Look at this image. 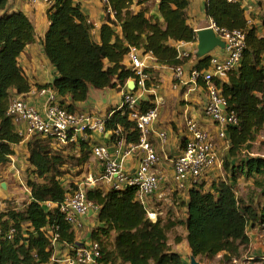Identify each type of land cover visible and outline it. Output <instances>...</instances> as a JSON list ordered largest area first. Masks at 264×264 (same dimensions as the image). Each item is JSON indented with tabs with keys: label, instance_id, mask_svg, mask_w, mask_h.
I'll list each match as a JSON object with an SVG mask.
<instances>
[{
	"label": "trees",
	"instance_id": "obj_1",
	"mask_svg": "<svg viewBox=\"0 0 264 264\" xmlns=\"http://www.w3.org/2000/svg\"><path fill=\"white\" fill-rule=\"evenodd\" d=\"M9 1L0 0V165L3 166L11 163L15 147L25 141L7 113L13 97L28 94L33 88L19 60L36 40L31 19L22 11L8 12ZM148 1L138 0L137 4ZM133 5L134 0H108V6L104 7L106 23L99 30L98 41L93 35L95 26L82 4L75 0H53L47 9L50 26L43 41V54L58 77L40 89L51 90L62 108L77 113L78 105L89 100L92 89H116L133 78L129 64L125 63L132 48L152 54L161 66L184 67L197 59L196 54L180 58L178 49L171 44L198 42L197 32L189 24L190 0H160L159 13L151 16L145 9L135 12ZM205 14L220 29L246 33L240 66L227 80L214 81L226 100L227 111L235 112L239 120L237 126L226 127L229 149L223 160L225 179L207 189L203 177L189 188V199L181 204L186 217L175 222L162 217L152 222L146 208L137 201L135 189L115 191L103 185L87 188V199L100 207L87 235L100 244L105 264H188L169 242L170 233L177 227L187 231L185 239L191 254L200 263L214 261L220 255L224 264L232 263L250 247L248 228L264 227V158L244 156L264 129V36L250 25L243 0L239 3L207 0ZM212 56L213 53L197 60L192 69L208 70ZM198 85L206 88L202 80ZM151 101L148 96L141 102L142 113L153 108ZM111 113L107 121V132L112 133L110 140H116L114 131L120 127L127 143H139L140 134L129 115L118 108ZM93 146L88 141L60 146L52 138L39 135L28 140L31 177L27 187L31 194L23 208H9L0 213V264H50L55 253L52 231L56 228L62 252L82 238L65 221L59 205L79 189L64 168L69 165L88 172ZM240 177L254 181L257 196L239 198ZM48 203L55 207L49 208ZM182 240L178 237L176 241Z\"/></svg>",
	"mask_w": 264,
	"mask_h": 264
},
{
	"label": "built area",
	"instance_id": "obj_2",
	"mask_svg": "<svg viewBox=\"0 0 264 264\" xmlns=\"http://www.w3.org/2000/svg\"><path fill=\"white\" fill-rule=\"evenodd\" d=\"M75 1L79 4H87L93 0ZM227 1L239 3L242 0ZM32 2L49 6L53 0H32ZM102 2L108 6V0H102ZM108 13L114 15L110 8H108ZM211 28L225 42L226 48L223 50L225 55H213L211 67L205 71L192 70L188 81L185 80L184 67H174V73L176 80L182 84H191L195 89L198 81L202 80L205 83L208 100L204 114L218 127L219 139L226 140V127L237 126L239 120L235 112L227 111L226 100L219 94L214 81L215 79L227 80L229 74L240 66L246 48V33L241 30L220 29L216 24ZM143 56L142 51L135 48L130 50L128 59L133 78L125 84L126 91L118 106V111L128 114L130 120L135 123V129L140 134L139 143H127L122 129L118 127L114 131L116 136L114 151L103 145L93 149V156L100 163L102 172L88 176L86 185L79 184V189L70 193L59 205V211L64 215L65 221L79 234L88 227L87 222H94L100 210L99 206L87 199L86 189L95 188L100 184L115 191L135 189L137 201L146 208L148 218L152 222H157L158 218L163 215L161 211L150 209L153 197L160 201L166 200V194L162 192L163 180L157 172L161 158L153 144V138L165 146L169 136L166 131H159L155 127L160 117L164 98L158 95L153 78L147 71L152 68L149 59ZM179 56L189 58L190 54L179 51ZM130 80L135 83L134 91L128 87ZM148 96L152 97L153 108L142 113L141 102ZM7 114L16 124L19 134L25 139L35 135L50 137L60 146L80 144L87 141L91 135L112 134L107 132V121L113 113L107 118H101L88 112L70 113L59 105L53 93L43 111L38 110L25 98L15 96L9 105ZM187 131L189 137L185 147L181 155L173 161V179L180 191H185L198 184L203 177L216 169L223 170V159L217 152L215 138L211 132L192 120L187 123ZM135 154L140 156V165L135 172H129L125 167V160ZM48 207L54 208L55 205L48 203ZM91 212L93 215L90 214ZM58 230L59 228H56L52 231L55 253L50 264H105L100 244L90 238H86L87 240L80 238L74 246L62 252L58 245ZM252 260L254 259L250 261ZM232 262L233 264L241 263L237 259Z\"/></svg>",
	"mask_w": 264,
	"mask_h": 264
},
{
	"label": "crops",
	"instance_id": "obj_3",
	"mask_svg": "<svg viewBox=\"0 0 264 264\" xmlns=\"http://www.w3.org/2000/svg\"><path fill=\"white\" fill-rule=\"evenodd\" d=\"M159 1L160 0H149L144 5H138V0H134L133 10L139 12L142 9L148 11V16L159 13ZM207 0H190L189 8V24L197 32L201 29L211 28L215 26L213 20L208 18L205 14V4ZM243 6L246 9L247 19L250 25H254L258 28L259 35L264 36V0H243ZM83 9L89 17L91 23L94 24L95 30L93 35L100 41L99 30L103 24L106 23V12L105 5L102 0H93L90 3L82 4ZM48 7L43 3L34 4L32 0H10L7 8L8 12L22 11L25 13L33 22L36 30V40L33 44L29 45L25 53L20 58V65L24 70L26 77L29 79L33 88L30 93L22 95L32 105H34L38 110L43 111L45 105L53 93L51 90L40 89V87L47 84H51L58 77L56 69L50 64L48 59L43 54V41L45 35L49 29L50 22L47 14ZM114 18V16H112ZM121 34V29L118 30ZM198 43V42H197ZM197 43H176L171 42L178 51L188 52L190 55L196 54ZM143 57L149 59L151 67L150 75L153 78L154 84L157 87V93L159 96L164 98V104L160 109V117L155 127L159 131H166L168 133L169 139L165 146L153 138V144L155 145L161 161L157 167V172L161 176L162 182V192L166 195L168 192H174L182 201L187 202L189 199L188 189L185 191L178 190L176 184L174 183V167L173 161L181 155L186 140L189 137L187 131V123L192 120L199 124L202 128L211 132L214 138L218 137V127L214 123L210 122L205 114V105L208 100L207 90L203 85H198L195 89L191 84H182L175 78L174 67L161 66L156 63L155 58L152 54H144ZM213 55H225V51L218 49L213 52ZM197 59L190 60L185 64V80H189V75L193 70ZM126 64H129V59L126 60ZM158 79V80H157ZM131 80L129 81V84ZM125 87L123 85H118L116 89H106V90H91L90 98L86 103L78 105V111H84L88 113H93L101 118H107L109 113L118 108L121 104L122 96L125 92ZM111 134L105 135H91L87 140L93 144V148L96 146H107L110 150H115V141L110 140ZM29 138L15 147V156L12 157L14 160L22 159V151L24 150L27 157V147L26 144ZM12 165V163H10ZM15 165V163H14ZM140 165V156L138 154L133 155L125 160V167L129 172H135ZM1 167L3 165H0ZM14 167V166H13ZM15 168V167H14ZM89 173L87 177L92 175H98L102 172L100 163L92 155L89 165L87 168ZM5 184V186H4ZM108 189V186H105ZM12 187L8 183L4 182L0 184V213L5 210L12 208L9 200L13 196L11 193ZM31 193H29L30 196ZM238 194V193H237ZM8 200V201H7ZM163 201L158 200V198L153 197L150 202V209L163 212L162 218L168 219V212L164 207L160 206ZM180 204V201L177 204ZM175 209V213L180 210V207H176L175 204L171 206ZM181 210L184 214L181 218L186 217L185 207L182 206ZM168 213V214H167ZM172 216V215H171ZM94 222H87V226H91L89 230L92 229ZM248 236L250 237V247L247 252L243 255V259L251 260L254 257L249 256L251 248H253V254L257 253L263 256L264 259V227H249ZM88 236V238H87ZM86 238H90V234ZM187 236V231L184 230L183 240L177 243L176 240L173 241L169 238L170 245H175L173 251L181 254L186 261L187 258L190 259L191 250L189 248L188 242L185 239ZM82 238V239H86ZM86 239V240H87ZM184 247V251L179 248ZM255 248V249H254ZM258 248V249H256Z\"/></svg>",
	"mask_w": 264,
	"mask_h": 264
},
{
	"label": "rangeland",
	"instance_id": "obj_4",
	"mask_svg": "<svg viewBox=\"0 0 264 264\" xmlns=\"http://www.w3.org/2000/svg\"><path fill=\"white\" fill-rule=\"evenodd\" d=\"M210 122L212 123V121ZM213 125L215 128V124ZM215 142L217 145V152L219 156L221 157V159L224 160V158L227 155L229 145L227 141L221 140L219 138L218 139L215 138ZM22 154H23L22 159L15 158V160L11 161L12 165L8 164L2 167L0 166V184L6 182L9 184V186L12 187L11 193H13V196L11 197V200H9L11 201L9 206H11L12 208H23L27 204L30 198L29 196L30 191L27 187V183H28V179L31 177L30 176L31 174H30V169L28 167L27 155L24 150L22 151ZM244 156L264 158V129L258 134V136L256 137V140L251 143L250 151L249 152L247 151ZM64 169L68 171L69 173L68 175L70 176V178H72L71 181L75 182L76 184L82 183L84 186L86 185L87 178H88L86 173H89V171L88 172H86L85 170L82 171V169L80 168L79 169L73 168V167H70L69 165ZM225 175L226 174H225L224 168L222 171H220L219 169H216L212 171V173H210L208 176H205L202 182L207 185V189H210L213 183L218 182L220 180H224ZM100 185H103V184H100ZM258 192L259 191L255 187L253 180H246L243 177L239 178L238 185H237V193H238L239 198L250 199L251 196L252 197H254L255 195L257 196ZM174 194L175 193L172 191L168 192L166 195V200L160 203V206L163 205L162 207H164V209L166 210L165 212H168V213L170 212L169 214L167 213L169 216L168 220H170V222H175L179 220L184 214V211L181 210L182 205H180L179 203L177 204V202L179 201L181 203L182 198H179L177 194L176 195ZM173 204H175L176 207L178 208L180 207V210H178L177 213H175V209L171 208ZM90 227L91 226H88L81 233L82 238L83 237L86 238ZM184 230L185 229L183 227H177L174 231L170 233L169 235L170 239L175 241L176 237L177 238L183 237ZM173 247H175V245H172V248ZM179 249L181 251H184L183 250L184 247H180ZM249 256L254 257L255 259L252 261H249V260L240 258L238 259L241 262L240 264H264L263 256L257 253L253 254V248H251V252ZM187 263L190 264L189 258H187ZM204 264H224L222 255L218 256L214 261H211V262L206 261ZM227 264H233V262L232 263L228 262Z\"/></svg>",
	"mask_w": 264,
	"mask_h": 264
},
{
	"label": "water",
	"instance_id": "obj_5",
	"mask_svg": "<svg viewBox=\"0 0 264 264\" xmlns=\"http://www.w3.org/2000/svg\"><path fill=\"white\" fill-rule=\"evenodd\" d=\"M197 36H198L197 51H196L197 60L211 55L214 51L218 49L224 50L226 48L225 42L218 37L216 31L213 28L198 30ZM128 87L131 91H134L135 83L131 82ZM90 214L93 215V212H91ZM190 264H202V263H200L193 255H191Z\"/></svg>",
	"mask_w": 264,
	"mask_h": 264
}]
</instances>
